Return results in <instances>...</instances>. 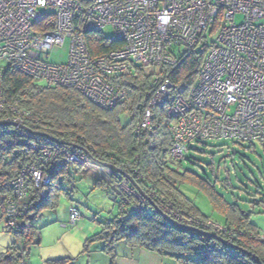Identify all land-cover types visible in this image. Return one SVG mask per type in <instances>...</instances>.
<instances>
[{"label": "built area", "instance_id": "1", "mask_svg": "<svg viewBox=\"0 0 264 264\" xmlns=\"http://www.w3.org/2000/svg\"><path fill=\"white\" fill-rule=\"evenodd\" d=\"M236 15L243 16V23L234 24ZM105 28L111 29V38L104 36ZM214 32L216 38L208 41L207 34ZM90 34L119 46L94 55L88 45ZM66 39L67 62L50 64L48 54ZM200 46L204 54L191 83L173 84L168 69L183 53ZM1 62L34 81L74 89L106 110L126 100V92L115 83L119 78L137 67L154 68L134 133L150 132L153 111L163 110L171 120L173 161H182L194 143L253 144L264 137V0H0ZM0 123L20 131L29 147L41 152L12 180V195H0V224L14 229L13 219L28 186L42 190L44 196L60 166H83L88 160L72 147L63 151L64 161L55 159L56 151L42 145L39 134L24 127L23 114L6 104L1 73ZM100 171L115 173L108 167ZM120 189L133 194L126 183ZM160 210L180 225H199L180 211L166 206ZM80 219L79 210L70 207L68 222L75 225ZM202 228L220 230L210 222Z\"/></svg>", "mask_w": 264, "mask_h": 264}, {"label": "trees", "instance_id": "2", "mask_svg": "<svg viewBox=\"0 0 264 264\" xmlns=\"http://www.w3.org/2000/svg\"><path fill=\"white\" fill-rule=\"evenodd\" d=\"M88 45L94 55L119 46L98 34L88 36ZM203 54V46L183 53L176 65L167 71L172 83L189 85ZM146 70L137 67L133 73L115 82L126 92V100L112 110L93 105L74 89L39 84V81L13 71L10 66H5L0 73L6 104L23 114L24 127L38 133L42 145L56 151L55 159L64 161L63 151L72 147L86 156L88 164L83 166L95 165L93 167L99 173L102 167L115 168L114 174L103 175L95 186L113 195L116 217L102 223L100 231L86 241L85 247L101 242L104 249L111 252L116 242L124 240L130 246H143L172 256L182 264H264L263 232L250 220L254 206L264 208V200H260L258 192L256 198L248 202L251 211H244L236 197L235 201L229 202L222 192H218L217 181L214 184L182 167L183 162H188L199 168L188 154L182 161H173L169 155L171 120L165 117L163 110L153 111L150 132L134 133L145 107L146 95L150 93L153 73ZM234 144L247 145L249 151L253 147V144ZM40 154V150L29 147L28 138L20 131L10 126L0 127V195H12V180ZM83 166L70 163L60 166L52 174L44 196L40 195L42 190L28 186L27 195L13 219L15 228H5L17 236L20 247L12 246L6 255H0V264L21 262L28 247L38 244L32 221L43 210L54 208L55 198L66 192L63 187L68 180L64 178L68 176L69 167ZM208 166L212 172L213 165ZM124 176L130 177L135 187ZM183 182L193 184L205 193L213 209L224 217V225L212 221L180 191L178 186ZM124 183L133 194L121 191L120 185ZM228 185L225 182L222 188ZM149 201L159 211L160 206H166L184 213L199 223L190 228L213 234L216 238L169 224ZM207 222L220 230L205 231L202 225ZM52 263L62 264L63 261Z\"/></svg>", "mask_w": 264, "mask_h": 264}, {"label": "rangeland", "instance_id": "3", "mask_svg": "<svg viewBox=\"0 0 264 264\" xmlns=\"http://www.w3.org/2000/svg\"><path fill=\"white\" fill-rule=\"evenodd\" d=\"M234 24L243 23V16L236 15L233 18ZM103 34L107 38L112 37L110 28H105ZM216 38L215 32L207 34L208 41ZM69 52V40L66 39L61 47H54L48 54L47 60L50 64L63 65L67 62ZM6 66V63H0V71ZM148 73L156 72L154 68L146 70ZM39 84H44L39 81ZM255 148L249 151L247 145H238L228 141H205L202 143H194L190 146V151L187 157L193 160V164H198L199 168L191 166L188 162H183L182 167L185 170L195 172L200 177L206 178L214 184L216 181L217 190L229 202L235 201V197L240 200L238 202L240 208L244 211H251L252 206L248 202L256 198L258 192L260 200H264V190L261 187V175L264 174V151L260 144H254ZM212 164L214 169L209 170ZM83 173L75 174L74 179L67 181L65 193H61L55 198L54 208H48L33 220L36 228L37 244H32L24 253V264H42L44 254L55 248H50V244H57L66 237L69 240L71 236L77 234V225H71L67 221V208L70 201L74 202V206L79 210L81 219L85 223H91L92 226H97L95 221L104 223L116 217L117 207L110 200L104 189H94L89 181L92 177L98 176L97 168L92 171V166H83ZM90 172L92 176L89 178L84 173ZM102 175V173L100 171ZM227 182L228 187L225 189ZM178 188L182 193L189 198L201 210V212L216 222L221 223L223 220L217 215L208 199V197L195 185L183 182ZM68 195V196H67ZM258 198V197H257ZM253 213L250 216L252 223L260 221L264 218V208L254 206ZM79 222L77 224H79ZM44 236V240H42ZM40 241V243H39ZM65 244L62 241L60 247ZM49 246V249L45 246ZM12 246L20 247V242L17 236L5 230L3 223L0 224V255H6ZM60 249V248H58ZM42 250V251H41ZM65 250V249H64ZM74 251V247H69L66 252ZM21 264V262L17 263Z\"/></svg>", "mask_w": 264, "mask_h": 264}, {"label": "crops", "instance_id": "4", "mask_svg": "<svg viewBox=\"0 0 264 264\" xmlns=\"http://www.w3.org/2000/svg\"><path fill=\"white\" fill-rule=\"evenodd\" d=\"M256 143L260 144L264 151V137L260 142L253 143L251 151L254 150V144ZM93 166L95 165H92V167L89 168H91L92 171L96 173L97 171L94 169ZM83 169L84 167H69L68 176H66L64 179H74L75 174L83 173ZM84 175H87L89 178L92 176L90 172L84 173ZM101 178H103V175L99 173L97 177L94 176L89 180L93 185L92 187L94 189H102L95 186L97 184V181ZM260 179L261 187L264 190V174L261 175ZM106 194L114 203L113 195H111L110 192H106ZM70 207H75L73 201H70V204L68 205V208L66 210L67 221ZM214 212L219 215L223 220L221 223L218 224L224 225V217L218 211L214 210ZM93 222H96L97 226H92L91 223H85L82 221H80L79 224L76 223L75 225H77V234L71 236L69 240H66V237H64L62 241H65V244L63 246L60 247L62 241L57 244H50V248L55 249L51 251L48 250V252L44 254V261L42 264H53L52 262L56 261H63L62 264H182L172 256L163 255L157 251L150 250L143 246H130L124 240L116 242L113 245V249L111 252L106 251L104 249L103 243L101 242L91 243L85 247L86 241L95 234H97L102 227V223H100V221H95L93 219ZM254 225H256L259 231L264 232V218H262L258 222H255ZM42 240H44V236H42ZM45 246L49 249V246ZM68 246L74 247V251L70 253L66 252L68 250Z\"/></svg>", "mask_w": 264, "mask_h": 264}, {"label": "water", "instance_id": "5", "mask_svg": "<svg viewBox=\"0 0 264 264\" xmlns=\"http://www.w3.org/2000/svg\"><path fill=\"white\" fill-rule=\"evenodd\" d=\"M3 126H9V124H6V123H0V127H3ZM106 167H108V168H110V169H112V170H115V168L114 167H112V166H106ZM134 187H135V185H134V182H133V180L130 178V177H128V176H124ZM136 190L138 191V192H140L141 193V190L139 189V188H137L136 187ZM141 195L142 196H144V194L143 193H141ZM145 197V196H144ZM150 202V201H149ZM150 205L154 208V210L157 212V213H159L169 224H171V225H173V226H175V227H178V228H182V229H185V230H187V231H191V232H195V233H199V234H202V235H205V236H208V237H215V235H213V234H209V233H207V232H204V231H201V230H198V229H195V228H190V227H184L183 225H180V224H178V223H176L175 221H173V220H171L168 216H166L165 214H163L161 211H159L158 209H157V207L152 203V202H150ZM216 238V237H215Z\"/></svg>", "mask_w": 264, "mask_h": 264}]
</instances>
